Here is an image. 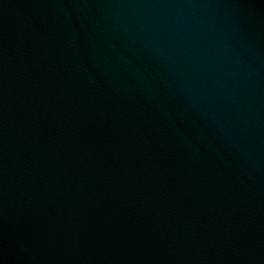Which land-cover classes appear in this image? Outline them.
<instances>
[{"label":"water","instance_id":"95a60500","mask_svg":"<svg viewBox=\"0 0 264 264\" xmlns=\"http://www.w3.org/2000/svg\"><path fill=\"white\" fill-rule=\"evenodd\" d=\"M0 264H264V0H0Z\"/></svg>","mask_w":264,"mask_h":264}]
</instances>
